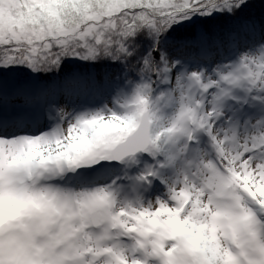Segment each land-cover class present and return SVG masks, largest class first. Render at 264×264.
Here are the masks:
<instances>
[{
  "label": "snow or ice",
  "instance_id": "snow-or-ice-1",
  "mask_svg": "<svg viewBox=\"0 0 264 264\" xmlns=\"http://www.w3.org/2000/svg\"><path fill=\"white\" fill-rule=\"evenodd\" d=\"M254 4L0 0V264H264Z\"/></svg>",
  "mask_w": 264,
  "mask_h": 264
},
{
  "label": "trees",
  "instance_id": "trees-1",
  "mask_svg": "<svg viewBox=\"0 0 264 264\" xmlns=\"http://www.w3.org/2000/svg\"><path fill=\"white\" fill-rule=\"evenodd\" d=\"M245 17H252L256 20H260L261 18H264V0H255V4L253 7L246 9L243 13ZM233 23V21L218 17L216 19H208L207 21H202L197 19L192 25L196 28H206L209 30H218L222 28H226L230 26ZM98 71L101 70L100 68L97 69Z\"/></svg>",
  "mask_w": 264,
  "mask_h": 264
}]
</instances>
